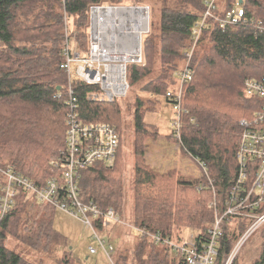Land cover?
<instances>
[{
  "label": "trees",
  "instance_id": "trees-1",
  "mask_svg": "<svg viewBox=\"0 0 264 264\" xmlns=\"http://www.w3.org/2000/svg\"><path fill=\"white\" fill-rule=\"evenodd\" d=\"M128 1L133 0H0V162L4 166H12L39 186L59 178L51 163L66 142L69 79L61 69L66 29L78 49L87 52L90 8L127 6ZM134 1L148 6L150 15L158 10L160 27L156 31L150 22V33L142 41L143 63L128 66L130 90L144 83V92L164 96L173 106L167 93L179 88L178 73L186 63L183 52L190 48L192 30L204 15V0ZM240 1L221 0L216 16H223ZM243 6V24L222 28L215 19L206 21L191 59L192 79L182 91L181 138L174 132L169 136L197 162L203 175L190 180L179 170L163 173L149 165L146 141L159 134L144 123L148 109L140 98L135 101L133 115L136 142L131 227L126 221L121 147L113 165L98 163L80 171L81 200L94 202L103 210L112 208L122 225L133 228L140 238L130 254L124 253L121 245L117 251L114 248V255L118 252L115 264H185L169 245L156 244L152 236L159 233L162 240L177 244L191 233L207 240L216 215L210 204L218 199L219 213L224 210L238 174L240 121H252L264 103L244 94L247 79L264 78V0H243ZM72 87L82 120L107 122L121 133L122 113L116 103H89L86 94L90 86L76 80ZM249 167L250 180L242 194L258 168L256 162ZM262 197L256 213H264V193ZM56 211L20 193L13 212L0 219V264H34L6 244L9 237L36 252L54 255L60 250L63 255L58 264H74L65 237L54 227ZM251 224V219L243 217H231L223 224L215 264H224ZM139 232H145L146 238ZM256 233L261 239L258 256L245 263L237 256L232 264H264V226Z\"/></svg>",
  "mask_w": 264,
  "mask_h": 264
},
{
  "label": "built area",
  "instance_id": "built-area-1",
  "mask_svg": "<svg viewBox=\"0 0 264 264\" xmlns=\"http://www.w3.org/2000/svg\"><path fill=\"white\" fill-rule=\"evenodd\" d=\"M205 12L202 19L192 30V44L183 52L186 63L178 73L179 85L176 93L169 92L167 97L173 100L176 118L173 121L175 136L181 138L182 91L192 79L191 59L199 43L208 19H215L220 27L238 26L245 23L244 6L238 4L223 16H216L218 0H204ZM90 14V37L87 52L78 49L77 43L67 37L63 44L64 62L61 65L69 78L68 114L66 118L65 149L51 163L58 177L39 186L26 176L18 173L12 166L0 162V219L13 212L20 193L40 204H48L78 219L91 229L98 240L100 249L108 256L111 264L115 249L101 239L99 232L112 229L122 221L112 208L101 209L94 202L81 200L80 171L95 164H114L121 147V135L116 126L107 122H89L82 120L79 114V100L72 87L74 81L90 86L86 100L92 104H112L128 95L130 86L127 80L129 65L143 63V36L150 33V8L148 6H92ZM68 28V23L66 22ZM244 94L248 99L264 102V78L247 79ZM194 121V120H192ZM241 139L237 150L238 174L234 185L223 203V212L219 213L218 199H214L210 208L216 210L215 222L209 230L208 239L202 240L196 234H190L183 242L174 243L162 240L160 234L153 235L156 244L169 245L173 254L185 264H215L222 227L231 217L249 218L250 229L238 241L226 258L224 264H232L248 238L264 226V213H256L258 203L264 193V103L255 113L252 121H240ZM258 166L249 188L242 194L244 186L250 180V163ZM204 168V164H200ZM203 168V169H204ZM255 198V200H254ZM259 201V202H257ZM218 209V212H217ZM146 238L145 232H139ZM149 237V236H148ZM96 254L97 249L91 247Z\"/></svg>",
  "mask_w": 264,
  "mask_h": 264
},
{
  "label": "rangeland",
  "instance_id": "rangeland-1",
  "mask_svg": "<svg viewBox=\"0 0 264 264\" xmlns=\"http://www.w3.org/2000/svg\"><path fill=\"white\" fill-rule=\"evenodd\" d=\"M220 1L221 0H218V2ZM134 3V0L128 1L126 5L129 6ZM150 22L153 28L158 31L160 27V12L158 10H155L150 15ZM149 79H151V77ZM147 81H145V83ZM143 84L129 90L128 95L125 98L116 100V104L122 113L119 161L124 164L125 168V193L127 197L125 208L127 214L126 221L128 222L127 225H132L134 221V198L132 188L134 182L133 167L135 161L136 135L133 115L136 109L135 101L137 98L143 100L144 108L148 109L144 115V123L154 127L151 129L159 134L157 139L146 141L145 157L149 165H151L154 170L163 173L171 170H179L184 177L190 180L199 178L203 175V170L197 162L191 156L182 151L181 145L178 141L174 139L172 140L169 137L174 131L173 121L176 118V112L174 111L172 104L164 96H151L144 92L142 90ZM116 226L119 225L116 224L114 227ZM54 227L65 237L67 242L66 250L69 251V253L71 252L74 264H111L108 256H106L103 250L100 249L98 240L93 237L92 230L84 226L78 219L63 211L57 210L54 218ZM110 232L111 230L109 231V229L100 231L99 236L101 239L107 241V243H111L114 248H116V251L117 247L122 243L121 248L124 253L130 254L140 240L135 230L132 231L133 237L129 242L116 239L114 236V229L112 233ZM6 244L34 264H58L57 259L61 258L63 255V252H60V250L56 251L57 253L54 255L33 251L28 246L11 237L7 239ZM260 246L261 239L259 234L255 233L251 235L237 254L239 260L244 263L252 261L258 256ZM91 247L97 249L98 252L92 254L90 252ZM117 255L118 252L111 257L114 262L116 261Z\"/></svg>",
  "mask_w": 264,
  "mask_h": 264
},
{
  "label": "crops",
  "instance_id": "crops-1",
  "mask_svg": "<svg viewBox=\"0 0 264 264\" xmlns=\"http://www.w3.org/2000/svg\"><path fill=\"white\" fill-rule=\"evenodd\" d=\"M127 225L123 226V225H119V226H116V227H113L111 230L110 233L113 232V229H114V236L116 239H121V240H124L126 242H129L132 237H133V228H128V226L126 227ZM131 227V225H130ZM137 236V235H136ZM122 243H120L121 245Z\"/></svg>",
  "mask_w": 264,
  "mask_h": 264
},
{
  "label": "water",
  "instance_id": "water-1",
  "mask_svg": "<svg viewBox=\"0 0 264 264\" xmlns=\"http://www.w3.org/2000/svg\"><path fill=\"white\" fill-rule=\"evenodd\" d=\"M239 4H240V5H243V0H241Z\"/></svg>",
  "mask_w": 264,
  "mask_h": 264
}]
</instances>
